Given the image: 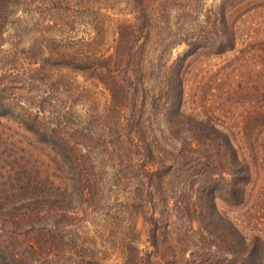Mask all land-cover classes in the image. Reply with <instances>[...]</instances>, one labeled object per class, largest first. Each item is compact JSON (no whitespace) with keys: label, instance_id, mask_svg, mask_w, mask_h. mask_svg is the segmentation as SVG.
Returning a JSON list of instances; mask_svg holds the SVG:
<instances>
[{"label":"trees","instance_id":"1","mask_svg":"<svg viewBox=\"0 0 264 264\" xmlns=\"http://www.w3.org/2000/svg\"><path fill=\"white\" fill-rule=\"evenodd\" d=\"M96 2L28 0L24 10L30 22L47 21L62 30L50 39L10 21L12 3L0 2V32L9 37L0 92L31 93L26 99L3 93L0 117L13 116L37 142L48 145L65 173L39 180L35 171L33 178H18V210L11 215L17 227L10 231L15 243L6 246L0 239L3 264H109L110 255L119 259L113 264H264V240L242 235L214 204L220 196L241 201L248 180L245 163L227 134L180 111L185 58L202 48L220 53L234 47L228 0L214 6L196 0H127L110 42L103 23L96 21L94 35L69 49L67 32L86 23L76 14L104 8ZM51 10L57 18L51 19ZM18 31L32 38L29 45L20 44ZM181 43L185 48L173 56ZM53 67L79 71L84 82L100 88L106 106L97 108L103 110L97 119L84 115L80 126L88 144L72 142L64 132L55 101L68 95L74 82ZM89 86L78 85L82 91ZM103 113L105 121L99 123ZM95 195L111 215L93 237L83 224V206ZM171 210L179 212L186 229L170 219ZM193 225L198 230L191 235L187 230ZM103 234L107 237L101 239ZM187 245L193 247L188 257L183 255Z\"/></svg>","mask_w":264,"mask_h":264},{"label":"rangeland","instance_id":"2","mask_svg":"<svg viewBox=\"0 0 264 264\" xmlns=\"http://www.w3.org/2000/svg\"><path fill=\"white\" fill-rule=\"evenodd\" d=\"M2 1L12 3L8 6L10 15L8 19L13 20L22 29L27 24L28 33L39 35L38 33L42 32L46 39L56 37L59 33L63 35L62 30H58L59 27L47 21L30 22V16L24 10L28 0H0ZM83 1L97 3L96 0ZM101 1L105 5L104 8L90 11L87 16L82 15L84 9L76 14L86 23L75 24L72 30L67 32L65 37L69 49L76 45L78 40L94 35L96 21L103 23L106 41H111L113 30L122 22L118 11L125 10L124 3L127 0ZM196 1L204 6H214L218 0ZM227 3L226 18L234 30V47L220 53L202 48L185 58L181 71L180 111L195 119L209 121L231 139L238 157L248 169V180L243 185V197L240 202H230L220 196L214 199V204L217 211L242 235L247 238L258 235L264 240V0H228ZM50 17L57 18V13L51 10ZM118 31L121 32V28H118ZM18 34L22 35L20 40L22 46L31 43V37H27L21 31H18ZM8 41V35L0 32L1 67L4 63L3 52L9 48ZM184 48L185 45L182 43L177 45L172 55L179 54ZM52 70L65 78L73 79L74 82L68 87L70 89L68 95L64 93L59 101H55L61 107L58 118L64 132L74 137L72 142L88 144L89 141L83 136L87 131L80 126L85 125L84 115H93L97 119L96 113L103 111L97 108L106 106L100 95V88L84 82L79 71L57 67H53ZM82 83L86 87L89 86L88 91H82L83 89L78 87L84 86ZM10 92L11 90H6L3 93L9 98L26 99L31 96V93L25 94L20 89H13ZM3 93L0 92V96H3ZM104 114L100 115L99 123L105 121ZM88 120H90L88 127L95 129V123L91 119ZM77 132H82V135H77ZM60 167L58 158L48 145L37 142L13 116L0 117V239H3L4 245L13 246L15 243L10 231L12 227L14 229L17 227L15 220L14 223L11 222V215L18 210L16 209V199L19 197L18 178L21 176L25 179L33 178L35 171L39 180H43L45 175L46 178H61L65 173ZM62 181L66 185L67 180ZM96 202L95 195V201L83 206L86 219L83 224L87 234L93 237L96 233L102 232L101 226L111 215V212L101 208ZM169 217L175 219L174 224H179L178 227L187 228L186 223L180 220L179 212L171 210ZM196 230L198 226L193 225L187 231L192 235ZM103 235L101 239L107 237L106 234ZM192 248L187 245L183 255L188 257ZM220 260L226 262L222 258ZM6 261L5 255L0 251V264ZM118 261L119 259L112 255L107 258L109 264ZM32 264L50 263L40 261Z\"/></svg>","mask_w":264,"mask_h":264}]
</instances>
